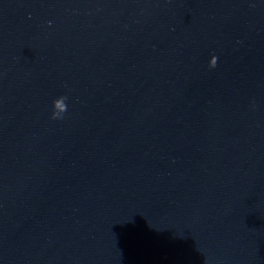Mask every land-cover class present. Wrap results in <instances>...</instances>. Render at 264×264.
I'll list each match as a JSON object with an SVG mask.
<instances>
[{
	"label": "water",
	"instance_id": "water-1",
	"mask_svg": "<svg viewBox=\"0 0 264 264\" xmlns=\"http://www.w3.org/2000/svg\"><path fill=\"white\" fill-rule=\"evenodd\" d=\"M0 264H264V0H0Z\"/></svg>",
	"mask_w": 264,
	"mask_h": 264
},
{
	"label": "clouds",
	"instance_id": "clouds-1",
	"mask_svg": "<svg viewBox=\"0 0 264 264\" xmlns=\"http://www.w3.org/2000/svg\"><path fill=\"white\" fill-rule=\"evenodd\" d=\"M217 66V58L213 57L210 61L209 67L214 69ZM68 97L62 96L59 99L54 101V109L52 112L51 119L53 120H62L64 118V114L67 112V101Z\"/></svg>",
	"mask_w": 264,
	"mask_h": 264
}]
</instances>
